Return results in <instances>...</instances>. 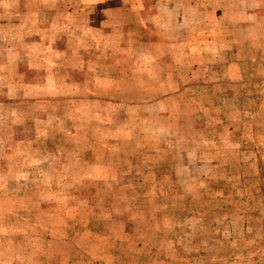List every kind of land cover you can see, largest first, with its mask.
Here are the masks:
<instances>
[{
	"label": "rangeland",
	"instance_id": "374dc122",
	"mask_svg": "<svg viewBox=\"0 0 264 264\" xmlns=\"http://www.w3.org/2000/svg\"><path fill=\"white\" fill-rule=\"evenodd\" d=\"M0 264H264V0H0Z\"/></svg>",
	"mask_w": 264,
	"mask_h": 264
}]
</instances>
